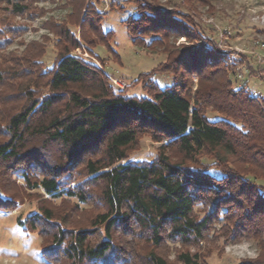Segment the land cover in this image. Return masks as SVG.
<instances>
[{"label": "trees", "instance_id": "trees-1", "mask_svg": "<svg viewBox=\"0 0 264 264\" xmlns=\"http://www.w3.org/2000/svg\"><path fill=\"white\" fill-rule=\"evenodd\" d=\"M44 1L0 0V211L16 209L28 190L42 189L47 197L39 211L17 219L40 235L42 258L169 264L160 249L171 241L198 247L180 252L179 264H208L204 245L216 233L232 243L254 238L264 244V130L255 135V126L264 129V99L237 81L245 67L264 78V66L254 67L251 58L230 65L219 48L175 46L171 54L180 55L161 65L171 83L162 86L153 73L144 74L146 94L139 96L117 92L106 70L74 54L82 43L65 24L58 26L62 49L51 67L36 48L5 55L25 28L12 18L32 15L40 10L34 4ZM128 1L136 14L124 22L135 47L153 50L174 37H200L175 6ZM72 3L80 40L89 46L83 33L94 27L111 46L114 31L103 28V16L82 14L91 2ZM210 106L225 116L209 119ZM146 136L165 143L152 158H130ZM57 200L59 208H51ZM260 257L241 264H264Z\"/></svg>", "mask_w": 264, "mask_h": 264}, {"label": "rangeland", "instance_id": "rangeland-1", "mask_svg": "<svg viewBox=\"0 0 264 264\" xmlns=\"http://www.w3.org/2000/svg\"><path fill=\"white\" fill-rule=\"evenodd\" d=\"M156 1L165 8L175 6L179 14L191 17L195 32H199L198 40L187 39L184 36L177 39L171 37L172 41L165 48L147 50L135 47L124 22L130 15L136 14L135 4L128 0H89L91 7L83 8L82 14H87L89 10L94 16L101 14L103 28L113 30L114 34L110 41L111 46H108L106 40L98 37L94 27L87 28V31L83 33L85 38L90 40L87 46L83 40H80L83 37L82 28L78 18H75L76 7L72 0H48L38 5L34 4L40 10L43 9L42 12L34 11V9L32 15L27 13L23 17L12 18L13 23L21 24L25 28L20 35L14 37L4 54L25 55L30 48H36L37 54L43 55L45 64L51 67L57 58L58 51L62 49L58 26L65 24L64 26L72 28L78 41L82 43L80 48L73 51L74 54L96 62L101 69L106 70L108 72L106 75L117 92L124 91L127 94L139 96L146 94L143 83L139 80L144 74L153 73L154 78L162 86L171 83L173 76L162 72L161 65L169 58L173 59L180 55V53L171 54V48L175 46L197 48L203 46L204 49L212 50L219 48L230 65L235 63L236 66H241V63L245 65L246 60L251 58L250 61L254 67L264 66V0H205L204 3L194 0ZM1 6L4 5L1 4ZM2 16L10 17L8 14H2ZM242 56L243 61H241ZM238 75L239 85L246 84L251 94L264 99V78L250 75L247 67L242 68ZM198 82V78L194 76L193 93L198 88ZM207 116L215 120L225 115L210 106L207 108ZM253 125L255 126L256 122H253ZM262 130H264L263 126L258 129L255 126V135L261 137ZM164 143L155 142L150 136H146L141 140L139 150L133 152L130 158L135 160L152 158L157 148ZM257 143L261 141L258 140ZM205 159L211 161L209 156ZM236 163L241 169L251 168L247 163ZM18 184L21 185L20 179ZM28 192L30 195H24V200L17 203L16 209L0 211V264H52L41 256L42 239L38 232L25 231L17 221L19 217L25 220L30 214L38 212L40 205L44 204V199L47 197L41 196L43 194L41 188L28 190ZM71 202L74 203L75 200ZM60 204L61 202L57 200L50 203V207L58 209ZM82 207L88 208L85 205ZM86 222L87 220L83 219L82 223ZM219 228L220 226H215L216 232L220 230ZM216 235L217 237L215 235L210 237L215 239L213 242L204 245L209 248L203 249L208 264H241L244 260H257L261 258V255L264 256V244L254 238H244L232 243L217 233ZM186 250L195 252L198 247L169 241L160 249V252L165 254L169 264H179L177 256Z\"/></svg>", "mask_w": 264, "mask_h": 264}]
</instances>
